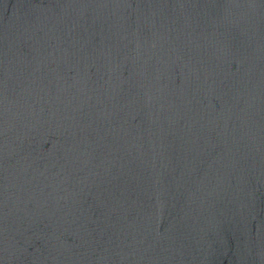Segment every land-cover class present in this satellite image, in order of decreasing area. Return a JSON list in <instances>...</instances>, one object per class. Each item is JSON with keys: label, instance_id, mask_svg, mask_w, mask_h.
Here are the masks:
<instances>
[{"label": "water", "instance_id": "1", "mask_svg": "<svg viewBox=\"0 0 264 264\" xmlns=\"http://www.w3.org/2000/svg\"><path fill=\"white\" fill-rule=\"evenodd\" d=\"M0 264H264V0H0Z\"/></svg>", "mask_w": 264, "mask_h": 264}]
</instances>
